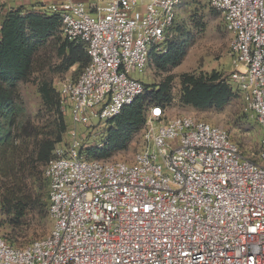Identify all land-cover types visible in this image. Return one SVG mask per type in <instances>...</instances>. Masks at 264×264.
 Wrapping results in <instances>:
<instances>
[{
    "label": "built area",
    "instance_id": "obj_1",
    "mask_svg": "<svg viewBox=\"0 0 264 264\" xmlns=\"http://www.w3.org/2000/svg\"><path fill=\"white\" fill-rule=\"evenodd\" d=\"M186 1L43 0L36 10L59 15L64 37L90 58L61 86L74 125L107 123L143 95L135 73L166 51ZM209 3L233 38L229 82L262 129L260 162L227 130L168 118L161 106L150 109L131 163L90 160L74 135L44 167L50 234L23 248L0 237V264H264V0Z\"/></svg>",
    "mask_w": 264,
    "mask_h": 264
},
{
    "label": "trees",
    "instance_id": "obj_2",
    "mask_svg": "<svg viewBox=\"0 0 264 264\" xmlns=\"http://www.w3.org/2000/svg\"><path fill=\"white\" fill-rule=\"evenodd\" d=\"M0 27V119L2 122L4 121L3 124L0 123V136H3L0 141V191H3L5 196V207L9 206L15 213L17 219L15 227H20V221L33 208H36L41 222L50 216L49 182L44 176V169L41 173L40 167H45L54 157L56 146L62 142V136L68 128L64 119L66 113L61 105V93L58 94L51 80L45 79L39 85V93L44 105L56 112L57 118L54 121V126L57 129L46 134L43 139L36 138L35 148L26 155L30 166L25 169V163L20 160L18 155L22 147L14 145L10 133L15 121V109L19 107L18 84L28 83L32 80L36 73L35 57L39 47L56 34L63 36V40L60 39L59 48L61 64L56 70L57 73H66L76 65L83 72L89 64L90 58L85 44L72 42L64 37L62 20L57 14L46 15L37 10L16 8L3 16ZM180 30L177 15L172 28L173 37L165 43L166 51L152 52L148 66L154 65L159 71L165 72L181 64L186 55L188 43L186 40H182L183 35L179 38ZM170 83L169 81L154 89L143 83L145 86L143 95L137 98L132 105L125 106L119 115L107 122L110 127L106 132V140L103 145L93 148L87 146L84 150L87 158L104 161L102 159L128 150L134 137L145 131L150 109L153 106H161L164 109L171 106L173 96ZM181 85L180 102L185 106L199 110L213 108L221 110L235 97V90L229 80H223L218 74L211 76L186 74L181 79ZM4 130H6L5 135ZM258 162H260V155ZM28 179L33 180L31 185L28 184ZM38 183H42L48 188V210L42 203L41 194L30 188V186L33 187V184ZM46 234L47 230H41L36 237H43ZM6 241L11 244L8 240Z\"/></svg>",
    "mask_w": 264,
    "mask_h": 264
},
{
    "label": "rangeland",
    "instance_id": "obj_3",
    "mask_svg": "<svg viewBox=\"0 0 264 264\" xmlns=\"http://www.w3.org/2000/svg\"><path fill=\"white\" fill-rule=\"evenodd\" d=\"M43 3V0H16L3 3L0 6V22L3 13L8 9L25 8L36 10ZM178 22L181 30L179 38L188 43L186 55L181 64L168 71H159L154 65H149L144 72H136L135 77L140 79L151 89L156 88L169 81L173 102L167 108L168 118L179 116H192L200 121L227 130L231 139L239 147L243 157L258 162L262 147V129L260 125L246 113V100L239 91L235 90V97L225 108L199 110L191 106H185L180 102L182 90L181 79L184 75L211 76L218 74L223 80H229L233 71L232 57V35L226 28L222 14L213 8L209 0H188L178 10ZM62 34H56L46 43L39 47L35 57L36 73L28 83L18 84L19 102L15 109V121L12 124L10 133L15 146L22 147L18 152L24 168L28 169L30 161H27V154L35 148L36 138L43 139L46 134L55 131L56 112L44 105L39 93V85L45 80L52 81L54 88L61 93V86L68 80H75L82 73L78 65L72 67L66 73H57L56 70L61 64L59 48ZM67 125V132L62 136V142L57 144L56 149H68L74 135L79 137L83 146L100 147L106 140V132L109 124L106 122H95L90 126H77L71 122L68 114L64 116ZM0 123L2 122L0 119ZM156 132L161 127L156 123ZM4 135L6 130L3 131ZM3 136H0V141ZM146 139L144 132L138 133L128 150L115 153L107 159L108 162L131 163L135 155L144 148ZM26 161V162H25ZM44 166L40 167L41 173ZM28 184L33 180L28 179ZM1 187V186H0ZM35 192L41 194L42 203L48 210V188L44 184H33L30 186ZM4 194L0 191V237L5 238L16 247H23L36 240L48 236L53 224L50 216L41 222L37 215L36 208L20 221V227H15V213L9 206L4 205ZM17 224V223H16ZM43 225V226H42ZM42 228V229H41ZM41 230H47L43 237H36Z\"/></svg>",
    "mask_w": 264,
    "mask_h": 264
},
{
    "label": "crops",
    "instance_id": "obj_4",
    "mask_svg": "<svg viewBox=\"0 0 264 264\" xmlns=\"http://www.w3.org/2000/svg\"><path fill=\"white\" fill-rule=\"evenodd\" d=\"M10 10H12V9H9V10L7 9L6 12L3 13V15H5V14H6L8 11H10ZM2 18H3V17H2ZM0 28H1V27H0Z\"/></svg>",
    "mask_w": 264,
    "mask_h": 264
}]
</instances>
